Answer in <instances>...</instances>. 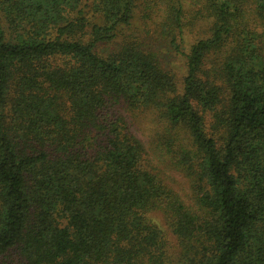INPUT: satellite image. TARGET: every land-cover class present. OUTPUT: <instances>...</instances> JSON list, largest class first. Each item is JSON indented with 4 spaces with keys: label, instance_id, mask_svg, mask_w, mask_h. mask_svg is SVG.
Returning a JSON list of instances; mask_svg holds the SVG:
<instances>
[{
    "label": "trees",
    "instance_id": "1",
    "mask_svg": "<svg viewBox=\"0 0 264 264\" xmlns=\"http://www.w3.org/2000/svg\"><path fill=\"white\" fill-rule=\"evenodd\" d=\"M0 264H264V0H0Z\"/></svg>",
    "mask_w": 264,
    "mask_h": 264
},
{
    "label": "rangeland",
    "instance_id": "2",
    "mask_svg": "<svg viewBox=\"0 0 264 264\" xmlns=\"http://www.w3.org/2000/svg\"><path fill=\"white\" fill-rule=\"evenodd\" d=\"M166 60L168 61L167 64H170L169 68H172L174 70H180L181 69L183 57L176 56L174 59H170V58H168V56H166ZM177 185L179 188H181L183 190L186 189V194L188 193V190L186 188V184H184V182H183V178H181V177L177 178Z\"/></svg>",
    "mask_w": 264,
    "mask_h": 264
}]
</instances>
